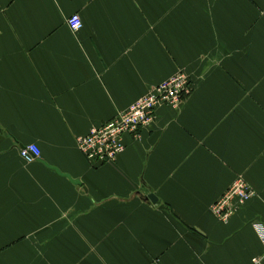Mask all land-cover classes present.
Masks as SVG:
<instances>
[{
  "label": "crops",
  "instance_id": "crops-1",
  "mask_svg": "<svg viewBox=\"0 0 264 264\" xmlns=\"http://www.w3.org/2000/svg\"><path fill=\"white\" fill-rule=\"evenodd\" d=\"M180 71L190 96L92 167L76 139ZM0 137V264H264V0H0Z\"/></svg>",
  "mask_w": 264,
  "mask_h": 264
},
{
  "label": "built area",
  "instance_id": "built-area-1",
  "mask_svg": "<svg viewBox=\"0 0 264 264\" xmlns=\"http://www.w3.org/2000/svg\"><path fill=\"white\" fill-rule=\"evenodd\" d=\"M67 26L74 33L80 31L82 28L80 17L77 14L71 16L67 20ZM192 91L190 78L185 73L178 72L167 81L153 87L143 98L118 113L109 122L93 127L85 136L78 137L76 139L78 151L94 168L114 163L125 150L126 136H132L138 141L139 132L155 121L158 108L164 106L177 109ZM18 154L27 164L40 158V150L33 144L19 148ZM255 197L254 189L244 179L238 178L210 206V211L220 222L227 223L241 206ZM252 228L264 247V224L255 222ZM253 263L256 264L257 260H253Z\"/></svg>",
  "mask_w": 264,
  "mask_h": 264
},
{
  "label": "water",
  "instance_id": "water-1",
  "mask_svg": "<svg viewBox=\"0 0 264 264\" xmlns=\"http://www.w3.org/2000/svg\"><path fill=\"white\" fill-rule=\"evenodd\" d=\"M0 141H2V138H1V137H0ZM20 148H22V147H20ZM69 180H70V179H69ZM70 181H71L73 184L79 185V182H77V181H73V180H70ZM147 200L150 201V202L153 203V204H155V203L157 202L155 196H154L152 193L148 194V196H147Z\"/></svg>",
  "mask_w": 264,
  "mask_h": 264
}]
</instances>
